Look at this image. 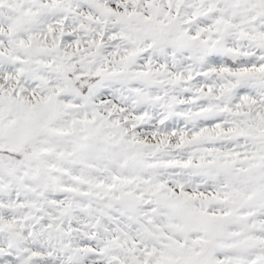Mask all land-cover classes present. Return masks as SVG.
<instances>
[{"label": "snow or ice", "instance_id": "obj_1", "mask_svg": "<svg viewBox=\"0 0 264 264\" xmlns=\"http://www.w3.org/2000/svg\"><path fill=\"white\" fill-rule=\"evenodd\" d=\"M0 264H264V0H0Z\"/></svg>", "mask_w": 264, "mask_h": 264}]
</instances>
